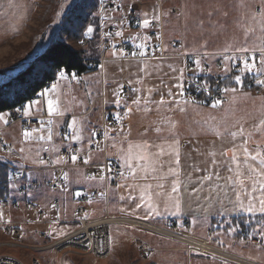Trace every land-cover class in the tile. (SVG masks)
<instances>
[{"label":"crops","instance_id":"0c3cea01","mask_svg":"<svg viewBox=\"0 0 264 264\" xmlns=\"http://www.w3.org/2000/svg\"><path fill=\"white\" fill-rule=\"evenodd\" d=\"M134 6H136V11L138 12V6L135 4ZM124 24L125 26L122 31V36H117L115 37L116 39H114L117 40L118 38L120 39L126 36V38H124L125 40L132 42L136 41L135 39L136 37L138 38V33L141 32V29L126 23ZM142 32L144 31L142 30ZM103 35H105V31L103 32ZM165 35L167 34L165 33ZM146 36L147 33L145 32V37ZM172 40L173 39H170L168 40V43H165V50L167 52H170V50L173 49V46L171 45ZM88 46L89 45H84L82 46V49L87 50V52L92 55H97L96 50L92 46ZM206 52L211 54L222 53L223 51ZM112 53L113 50H110L106 53L110 59L104 63L102 70L78 74L79 82L72 81L69 76L68 85H65L64 82L59 83L58 89L64 93L62 96L61 110L65 111V115L63 117L54 118L55 121H57V125L59 126H54L53 128L54 135L52 141L47 143L40 142V144H37L35 141L24 142L22 134L23 131L21 129L20 123L18 122H9L7 125L0 127V131H7L5 137L11 138V142L7 143H11L13 145V149L9 152L7 157L3 156L0 152V163L5 166L11 165L18 168L25 167L27 169L25 173L26 176L23 180L18 181L16 184L12 183L15 184V187H11L13 199L9 201V208H6L4 214L11 215L9 214L11 212L10 210L11 208L16 210L13 207L16 203L21 207L22 211H27L25 215H27L26 217L28 220L25 222H19L20 226L24 225V230L29 229L27 228V225H30V227L36 226L38 229L42 230L40 236L37 235V237L30 236L29 234H23L24 237L22 235V239L26 243H30L31 245L35 246L43 245L72 230L75 226V223H68L67 221L77 219L76 210L83 203L88 208L87 212L85 213V217L89 219L101 217L105 212L112 215L129 216L135 218H138L144 214L142 209L133 213V205L129 204L126 200L120 199V196H127L128 190L125 187H117V185L132 183L131 180L125 181L121 179L116 183H104V181L95 177L91 180L85 179V177H92L90 168L72 166L70 159L67 161L63 159L67 162V164H65L67 168L64 169L63 174L68 173V180H64V188L61 189V193L51 192L48 189L46 186V180H48L51 176V171L44 169V167H41L39 163L32 162V160L36 159L35 151L37 148L41 147L48 149L56 147L59 149L58 152L45 151L49 154L51 162L56 166L66 163H55L57 159L61 158V149L69 146L70 142L69 139L65 141L60 136L59 129L62 126L67 128V124L70 123L72 121L71 119L73 118H75V120L78 122L77 126L82 130L83 139L80 142L72 141L71 144L75 145L77 149L80 150L79 156L82 158V160L87 158L89 155L91 156L89 161L90 164H97L103 158L114 159L120 164L118 159L120 150L115 152V147L113 144L114 150L113 152H110L111 149H108L109 139L118 144L120 149L126 148L127 140L152 141L158 139L154 129L158 126H163L166 129L165 134H167V128H170L172 123H175L176 125L175 132L179 138L181 146V165L183 173L181 177L182 179L186 177L188 173H191L193 180H196L197 177L203 176V171L199 173L194 172L190 166L198 165L202 170L209 167V152L210 150H213V148L219 152L221 145L224 149H230L232 147L231 137L227 135L229 132H224L222 128H218L220 124H223L221 119L222 115L219 112L221 107L218 109H213L212 107H206L196 102L190 101L185 96H179V89L174 87V85H176L178 82L177 77L180 75L179 69L183 68L184 63L183 59L180 58L178 54L186 52H179L178 54L175 53L177 56L175 55V58L169 59L145 58L125 60L120 59L119 52H117V55H113ZM196 53L205 52L203 51ZM187 54L190 53L187 52ZM214 59V56L204 57V59H201V63L206 72L200 71L196 68L193 73L201 76L220 75L225 78L224 68L222 70H218L215 66ZM145 65L147 66L146 68ZM170 65L172 66L171 68L169 67ZM172 68L177 69V71H172ZM141 69H144V71H141ZM189 71H192V69H189ZM229 75L232 76L231 72L228 73V76ZM84 79L87 81L84 82ZM130 81L131 83H129ZM137 81L141 82L137 83ZM121 85H123V89L126 88L129 90V96L127 99L121 98ZM133 88L139 89L140 91L132 92ZM118 90L120 106H117L116 104L118 97L115 93ZM149 90H151V101L159 102L161 97H163L165 101H168V103L165 105H160L159 107H157L156 103H149L148 105H145L143 100L145 98H149ZM169 90L172 92L171 97L169 96ZM89 93L91 95H89ZM100 95H104L103 103L101 100L97 99V97ZM230 95L231 94H223L222 101L224 102L226 99L232 98V95ZM137 96L141 97L139 111L137 110V106L133 104V101ZM173 97L175 100H188L190 102L188 104L181 103L180 106L177 107ZM37 98L38 96L33 99ZM81 100L82 103L79 104ZM29 102H27L26 105ZM103 104L107 108H120L124 112L128 106L132 108L130 115L127 118H124L121 126L114 131L108 132L109 138H106L104 144L97 142L93 136V128L100 123V113ZM144 107L150 108V111L145 112L143 110ZM180 107H183L185 111L181 112L179 110ZM227 110L233 113L231 108H227ZM39 114H47V112L46 110L43 113L34 112L33 115ZM214 117H218L220 122L214 121V123L211 124L210 120H212ZM165 121H168V123L165 124ZM16 125L19 126V129H15ZM212 128L219 129V131L224 134L223 138L214 135L211 131ZM232 129L233 127L230 130ZM67 130L70 137L72 130L68 128ZM129 130L130 135L126 137L125 134L129 133ZM146 130L147 135H142ZM40 134L47 135V131L45 130ZM90 139L94 141V143L91 145L89 144ZM258 145L260 146V144L254 140V136H252V139L248 144L249 149H255ZM0 148L2 149L1 145ZM21 148H24L25 152L21 153L19 151ZM28 149H32V151H28ZM41 153L42 151L40 154ZM229 155H231V153H229ZM24 157H30V159H25ZM216 158L218 160L222 159V157L219 155ZM88 169L89 171H87ZM70 170H73L72 173H70ZM222 175L227 177L229 173L225 170L222 171ZM34 180H39L41 182L40 187H32L31 183ZM221 183H225V181H221ZM17 185L24 186L23 193L17 192ZM197 186L198 185L196 184L189 185V191L183 193L181 210L178 215L165 214L161 217H154L147 220L159 223L166 222L171 218L187 220L189 223V231L201 238L207 237V229H211V235L208 236L211 242L215 243L221 248H223L222 246H226L230 248V251L233 253L264 264V260L259 259H264V245L254 241L255 235H251L250 237V233H252L253 229H255L257 233L258 231L262 230L261 228L264 227V225L257 223V219L259 218L260 214H257L256 218L251 217L250 214H237L231 210L232 206L228 204L226 200L224 201V207L222 208L220 203L216 202L215 197L212 199L207 198L206 191H202L199 194L200 198L197 199L195 195L189 194L191 188ZM28 187L34 192L30 193L29 190L27 191ZM94 189H96L99 193L98 198L89 197L86 201H81L82 195L89 196ZM104 189H106L105 193ZM78 191L81 193L80 196L75 195V193ZM102 193L104 194L103 196L101 195ZM55 199L59 201L58 213L56 212V208L54 206ZM232 199L234 200V196ZM28 202H35L37 206L45 212L43 220L44 222H35L37 217L33 212L28 210ZM72 204H76L74 209L76 216L73 218L70 216V205ZM17 220L22 221L24 219L19 218ZM193 221H195V223H193ZM111 225L117 226L115 230L117 231L119 238L121 237L124 239L125 237H128L130 239L129 244L124 239V242H122L121 245L119 244L118 247L126 249L127 247L132 248V246L135 245L134 241L132 240L133 237L131 236V232L135 230H128L126 225ZM20 226L18 225V229H20ZM229 228H236L237 230L234 233L229 234ZM136 238H139L147 247L146 259H141V264H149L150 262L155 264H177L180 262V259H177L178 257L176 256L181 252L183 254V258L186 257V262H182L181 264H191L192 258L194 259L195 264H202V258H205L206 262L214 259L213 257L211 258L209 256H201L197 254H191L187 256L185 253H183L184 251L182 250L179 243H175L173 241L171 242L170 239L167 240L159 238L154 234L147 232L134 237V239ZM242 239L243 243L241 242ZM131 241H133L132 244ZM160 251L166 252L167 258L165 261L160 260V258L157 257V254ZM37 252H42L40 255H38L42 264H53L49 260L45 259V256L52 254V252H49V250ZM113 253L114 252L111 247L110 255ZM196 257L200 258L201 260L196 259ZM216 260L217 261H214L216 264L222 263L220 262L221 260ZM68 261L69 258H67V255L59 253V264H67Z\"/></svg>","mask_w":264,"mask_h":264},{"label":"rangeland","instance_id":"374dc122","mask_svg":"<svg viewBox=\"0 0 264 264\" xmlns=\"http://www.w3.org/2000/svg\"><path fill=\"white\" fill-rule=\"evenodd\" d=\"M78 1L79 0H0V82L21 71L36 53L41 52L46 44L55 38L57 25L60 19L63 15L65 16L66 11L72 5L79 3ZM158 1L160 0H123L121 8L123 11L125 10L124 13H127L129 8L135 9L136 11L137 8L134 6L135 4L139 8V13L136 11V14L143 19L159 18L158 13L161 12L162 16L160 18L163 20L165 33L167 34L165 35V43L173 39L171 43L173 49L170 50V56L163 58H175V53L178 54L179 52L196 53L203 51H223L229 45H231L234 50L235 47L245 44L251 48L264 43V33L261 32L259 25L256 23L257 20L262 19L260 12L261 9H264V0H161L162 5H160ZM98 3H100V1ZM253 17H255V19H253ZM104 18L106 19V24H108L112 22L114 15L105 13ZM103 28L102 37L104 38L105 35H103V32L105 31L106 34L107 26L105 25ZM248 28H252L254 31L246 38L245 30ZM142 30L144 32H142ZM140 31L141 32L138 33V38L136 37L135 39L137 42H139L141 38L139 35H141L142 38L145 37L146 29H141ZM99 36L98 29V37ZM87 37L91 38V44H89L88 47L92 46L96 50V54L100 56L97 46L100 47L102 42H95L96 39L92 38V34L85 38ZM124 38H126V36H124ZM124 38L122 37L123 40H125ZM118 40L119 38L117 41ZM82 42H84V40ZM67 43L77 49H82V45H84L83 43L77 44L72 40L67 41ZM171 54L175 55L173 56ZM203 72H206V70H203ZM86 81L87 80L84 79V82ZM61 82L68 85V80H60L58 73L57 84L59 85ZM226 94H231L232 98L226 99L219 110L222 115L221 119L223 124H220L218 128H222L224 132H230L238 131L239 128L243 126L245 132L251 133L252 136H254V140L264 149V130L258 131L260 121L264 120V94L261 95L253 90L248 91L244 89H240L236 93ZM81 103L82 100L79 104ZM227 108H231L233 113L228 111ZM2 113L8 114L7 111ZM5 119L11 122L9 114L5 116ZM214 121L220 122V119L214 117L210 120V123L213 124ZM4 125L3 122H0V127ZM232 127L233 129L230 130ZM15 129H19V126L16 125ZM6 132V130L0 131V140L3 144L11 142V138L5 137ZM113 144L115 152L120 150V146L109 139L108 149H111V151L109 150L110 152L114 150ZM0 152L5 157L9 155V152L3 151L1 148ZM72 171L73 170H70V173H72ZM87 171H89V169ZM28 190L30 193L34 192L29 187L27 191ZM56 193H61V191ZM70 206V216L73 218L76 216L74 212L76 204ZM13 207L16 210L11 208V212L9 213L11 215L4 214L6 208L9 207L0 208V213H2V219H0V255L6 254L13 256L22 264H42L38 257L42 252L37 251L49 250L53 255L48 254L45 256V259L53 264H59V253L53 252L52 249L40 250L36 247L31 248V244H27L26 242L25 243L28 245L27 247H13L8 243L12 240L8 231L4 229L3 223L9 224L16 222L20 226L19 222L28 220L26 217L27 215H25L27 213L26 210L22 211L21 207H17V205ZM19 218L24 220L18 221L17 219ZM116 225L122 226L124 224L117 223ZM109 227L111 247L114 252L111 255L109 254L104 258H97L76 247H65L58 252L67 255V258H69L67 264H141V259H146V257H142L139 254V250L135 248L136 245L132 246V248L127 247L126 249L118 247L119 244L121 245V243L124 242V239L129 244L130 239L128 237L124 239L121 237L119 238L115 230L117 226L110 225ZM126 227L128 230H135L131 232L133 241L134 237L144 234V232L154 234L147 231L145 228L130 226V224H127ZM27 228L29 229L24 230V225L20 226L19 230L22 232H20L21 238L23 234L37 237V235L40 236L42 232V230L38 229L36 226L30 227V225H27ZM261 229H264V227ZM155 236L169 240L158 234ZM133 241H131V244ZM170 241L172 242L173 240ZM173 242L177 243L176 241ZM40 246L43 247L45 244L39 245L38 247ZM222 247L230 251V248L226 246ZM157 257L165 261L167 254L164 251H160ZM176 257L180 259V262L177 264L186 262V257L183 258L182 252ZM196 259L200 258L196 257ZM259 259L264 260L262 258ZM205 260V258H202L201 263L216 264L214 261H217L215 258L209 262ZM220 262H222L221 264H232L222 260ZM191 264H195L193 258Z\"/></svg>","mask_w":264,"mask_h":264},{"label":"snow or ice","instance_id":"6c2138e0","mask_svg":"<svg viewBox=\"0 0 264 264\" xmlns=\"http://www.w3.org/2000/svg\"><path fill=\"white\" fill-rule=\"evenodd\" d=\"M260 16L261 20H257L256 23L259 25L260 30L264 33V9H261ZM158 19V17H154ZM255 19V17H253ZM151 21L145 18L141 22V26L144 28L149 27ZM93 27H87L85 36H90L93 33ZM254 29L248 28L245 30V37L253 32ZM116 36H122V32L117 31ZM147 41L148 37L143 38ZM81 43H83L81 41ZM136 49L140 51H133L132 56H147V44L139 43L135 45ZM123 56L124 49L120 48L116 50V46L113 45V55ZM232 53L228 55V53ZM258 53V55H257ZM238 54V55H237ZM187 55V54H186ZM207 52L203 53L206 57ZM223 57V67L225 78L228 79V73L236 71V74L232 79L235 81L236 86L219 87L217 85L216 91L218 93H236L238 90L242 89L244 84V77L250 76L251 80L258 86H264V43L256 45L254 47H248L247 44L243 46L233 47L229 45L223 50L221 54ZM194 63L196 68L203 71V65L201 59H195ZM103 69V65H100ZM147 66L145 65V68ZM172 67L171 65L169 66ZM144 71V69H141ZM172 71H177V69L172 68ZM180 75L177 77V84L174 85L178 91V95L184 96V85L182 83L184 78V69H179ZM69 76L72 81L79 82L78 74L75 72L67 73L66 70H59L60 80H68ZM141 81H137L140 83ZM131 83V81L129 82ZM238 86V87H237ZM123 89V85L120 86ZM203 90L204 92H210L211 86L207 80H203L201 84L197 85V90ZM139 89H132V92H139ZM117 95L116 104L120 106L119 90L115 93ZM62 93L58 89L57 83H52L50 87L44 88L40 93L37 94L38 98L31 100L27 105L22 107L23 117H32L34 112L43 113L45 110L47 112L48 119L46 121L41 120L39 128L23 130V140L24 142L35 141L37 144L40 142H50L53 140L54 126L58 127L56 124L55 117H63L65 111L61 110L62 104ZM89 95H91L89 93ZM151 90H149V98H145L143 103L148 105L149 103H156L157 107L160 105H165L168 101H165L161 97L159 102L151 101ZM169 96H172L171 90H169ZM177 107L181 103L188 104V100H175ZM133 104L137 106V110H140L141 97L137 96L133 101ZM223 101L221 99H212L211 107L213 109H218L222 106ZM145 112L150 111V108L144 107ZM181 112L185 111L183 107H180ZM17 112H21V109H16ZM132 111L130 106L127 107L126 111L123 113V117L119 113L116 114L117 121L123 118H127ZM7 113L0 112V122L7 125L9 121L5 119ZM165 124L168 121L164 122ZM47 135H34L36 133H42L45 130ZM78 122L75 118L72 119L70 123L67 124V128L71 129V136H65V139H69V151L72 152L71 142H80L83 139L82 130L77 126ZM175 123H172L170 128H167V134H165V127L158 126L154 129L157 134L158 139L156 140H127L126 148L120 149V155L118 157L120 161V176L123 180H131L132 183L117 185V187H125L128 190L127 196H120L121 200H126L129 204L133 205L132 212L135 213L137 210H143V215L139 216V219H150L154 217H161L165 214L178 215L181 210V201L183 199V193L189 191V185L196 184L197 187H192L190 195H195L199 199V194L202 191L207 192V198L212 199L215 197L217 203H220L221 207H224V201L226 200L228 204L232 206L231 210L237 214L244 213L250 214L251 217L256 218L257 214H260L257 219V223L264 225V149L259 145L255 149H249L248 144L252 139L251 133H245L243 126L240 127L238 131H232L227 133L231 137L232 147L230 149H224L221 145V149L217 152L214 148L210 150V164L209 167L201 169L198 165H191L194 172H204L203 176L197 177L196 180L192 179L191 173H188L186 177L181 178L182 165H181V146L179 138L175 132ZM264 130V120L260 121L258 126V131ZM212 133L217 137L223 138L219 129L212 128ZM95 133H93V136ZM130 135L126 133L127 137ZM142 135H147V130ZM105 138L108 137V132H104ZM94 143L93 140H89V144ZM21 153L25 152L24 148L19 150ZM32 151V149H28ZM41 151H59L58 148L52 147L48 148H37L35 151L36 159L32 160L33 163H39L40 165H45L47 161L40 157ZM79 149H77L70 156V160L73 164L77 162L79 157ZM231 153V155H229ZM222 157L218 160L217 156ZM25 159H30V157H24ZM91 159L89 155L87 158L83 159L84 164H88ZM66 162L63 158L57 159L55 163ZM111 170V169H109ZM227 171L229 175L224 177L222 171ZM63 179L68 180V173L63 174ZM85 179H94V177H85ZM103 179V177H101ZM225 181V183H221ZM9 187H15V184H10ZM231 194V195H230ZM76 196H80L81 193L78 191L75 193ZM104 195L103 193L101 194ZM234 196V200L232 197ZM123 210V209H122ZM223 214V213H221ZM0 219H2V213H0ZM248 222V221H245ZM195 223V221H193ZM236 228H229V234L236 231ZM256 230L253 229L251 235H255ZM261 235V245H264V229L260 232ZM243 243V239L241 240ZM222 243V242H221ZM258 245V246H261Z\"/></svg>","mask_w":264,"mask_h":264},{"label":"built area","instance_id":"2783aa9c","mask_svg":"<svg viewBox=\"0 0 264 264\" xmlns=\"http://www.w3.org/2000/svg\"><path fill=\"white\" fill-rule=\"evenodd\" d=\"M160 5H162V1H158ZM123 0H100V3L97 4V14H98V26H99V34L100 36L97 38L95 42L101 41L100 47H98L100 56L97 59H87L85 61V65L90 69L102 70L100 65H104V63L110 59L106 55L108 51L113 50V45L116 46V50L120 48L124 49V55H120V59H154V58H163L166 56H170V52L165 50V37H164V25L163 20L159 16L158 19L152 20L150 26L147 30L148 39L145 41L141 35H139L140 41H127L120 38L118 41L114 38L117 37L115 33L117 31L122 32L125 26L124 23L129 24L135 27H141V18L136 14L135 9L129 8L127 13H124L121 8ZM174 12V9L172 8ZM105 13L113 14L114 19L112 22L106 24V19L104 18ZM107 26V32L105 37H102L103 26ZM146 43L147 44V56L141 57L139 55L132 56L131 53L133 51L139 52V49L135 48L136 44L139 43ZM84 45L91 44V38L87 37L84 39ZM223 53V52H222ZM222 53H211L207 56H214V63L218 70H222L223 67V57ZM180 53L178 56L183 59V69H184V78H183V85H184V96L193 102H196L200 105L211 107L212 99H221L223 98L224 93H218L216 91L217 85L219 87H224L223 84V76L220 75H212V76H201L196 75L193 71L196 69V65L194 63L195 59H204L203 53ZM232 53H228L231 55ZM175 55V54H171ZM238 55V54H237ZM258 55V53H257ZM204 61V60H202ZM192 69V71H189ZM236 71H232L231 75H236ZM203 80H207L211 86L210 92H204L202 89L200 91L197 90V85L201 84ZM244 80L246 85L252 88L258 94H264V86L256 85L250 77L245 76ZM52 83H55V80L49 81L46 84V87H50ZM129 96V90L124 88L121 90V98L127 99ZM97 99L101 100L102 103L104 101V95H100ZM24 104L20 105L17 108L7 110L10 119L12 122H20L21 127L24 130L25 128L32 129V128H39L40 121H46L48 119L47 114L41 115H33L32 117H23L22 115V107ZM16 109H21V112H17ZM119 113L121 117H123L124 111L120 108H107L104 104L101 108L100 113V123L99 125L95 126L93 129L94 139L99 143H105V136L104 132L107 131H114L115 129L119 128L124 121V118L120 121H117L116 114ZM47 128V125L45 129ZM61 136L64 140L65 136H69V132L66 127L60 129ZM3 150L10 151L13 147L11 144H4L2 145ZM72 152L69 151V146L61 149L60 157L64 160L70 159V156L77 150L75 145H71ZM43 159L47 161L45 165H41L44 169H48L51 171V176L48 180H46V186L51 192H58L64 186V179H63V171L67 166L64 163L60 166L54 165L49 157V154L43 151L40 155ZM80 157V156H79ZM70 163V162H68ZM72 166L75 167H86L90 168L92 177L98 178L104 183H116L122 179L120 176L121 168L118 161L114 159L103 158L97 164H84L82 158L80 157L75 164L71 162ZM9 168V177L8 182H18L23 180L26 176L25 173L27 169L25 167H14L8 166ZM111 169V170H109ZM103 177V179H101ZM40 186L39 180H34L32 182V187L37 188ZM17 192L22 193L24 188L22 186H17ZM106 189H104L105 193ZM89 197L91 198H98L99 193L96 189L92 190L90 195H82L81 201H86ZM19 206L15 204L14 206ZM9 202L7 200L0 199V208L8 207ZM54 206L56 208V212L58 213L59 201L57 199L54 200ZM20 207V206H19ZM28 210L33 212L36 215L35 222L41 223L44 222L45 212L40 209L36 203L29 202L27 204ZM88 208L84 205H80L77 210V219L73 221H67L68 223L72 222L75 223V226L72 230L68 231L67 233L61 235L60 237L45 243V246L38 247L35 245H31L32 247L42 249H52L57 253L58 251L63 250V248L67 247H76L80 248L83 252L87 254H91L97 258H104L110 254L111 247H110V233H109V226L113 223H121L124 225L130 224V226L141 227L147 229V231L154 233V235L158 234L161 237L168 238L170 240L176 241L181 245L182 250L184 253L189 256L191 254H197L201 256H209L214 257L216 259H220L223 261L230 262L232 264H263L257 261H254L250 258L243 257L239 254L233 253L229 250H225L224 248L219 247L215 243L211 242L208 236L211 235V229H207V237L201 238L198 237L189 231V223L187 220H180L177 218L168 219L166 222L159 223L154 221H148L144 219H139L135 217L129 216H117L112 215L105 212L101 217L89 219L85 217V213L87 212ZM18 223L12 222L9 224H4L3 227L6 231H8L9 235L11 236L10 243L13 247H27L28 243L26 244L25 241L21 238L20 231L18 229ZM261 231H258L255 234L254 241L256 243L261 244ZM10 239V238H9ZM1 244V243H0ZM134 244L136 245V249L139 250V254L142 257H146L147 247L143 244V242L136 238L134 239ZM26 245V246H25ZM0 264H22L18 259H13V256L10 255H0ZM149 264H155L150 262ZM188 264V263H185Z\"/></svg>","mask_w":264,"mask_h":264},{"label":"trees","instance_id":"16d2710c","mask_svg":"<svg viewBox=\"0 0 264 264\" xmlns=\"http://www.w3.org/2000/svg\"><path fill=\"white\" fill-rule=\"evenodd\" d=\"M78 2L72 5L60 19L55 38L49 41L41 52L36 53L21 71L0 82V112H6L31 101L49 81L57 79L61 69L66 70L67 73L77 74L96 71L88 68L85 61L91 58L97 59V55H92L85 49L73 48L67 43L72 40L80 44L86 37L84 33L89 26H93L94 29L92 38L97 40L98 37V0H79ZM158 15L162 16L161 12ZM149 20L152 21L155 18ZM141 29L148 30V27L141 26ZM228 77L223 79L224 86H236L232 76ZM244 84L242 89L253 90L246 85L245 81ZM8 177V168L0 163V199L11 201L12 188L9 185L12 183L8 182Z\"/></svg>","mask_w":264,"mask_h":264},{"label":"bare ground","instance_id":"6f19581e","mask_svg":"<svg viewBox=\"0 0 264 264\" xmlns=\"http://www.w3.org/2000/svg\"><path fill=\"white\" fill-rule=\"evenodd\" d=\"M99 1H100V0H99ZM99 1H98V2H99ZM13 259H16V258H15V257H13Z\"/></svg>","mask_w":264,"mask_h":264}]
</instances>
